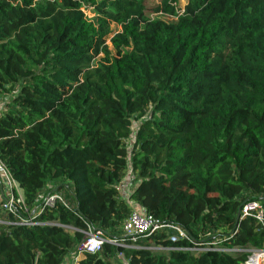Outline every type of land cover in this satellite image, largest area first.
<instances>
[{
	"label": "trees",
	"instance_id": "obj_1",
	"mask_svg": "<svg viewBox=\"0 0 264 264\" xmlns=\"http://www.w3.org/2000/svg\"><path fill=\"white\" fill-rule=\"evenodd\" d=\"M3 95L0 159L24 199L11 212L0 197V264H246L264 250V225L241 214L264 202V0H0ZM130 170V201L164 227L80 250L87 233L132 242Z\"/></svg>",
	"mask_w": 264,
	"mask_h": 264
},
{
	"label": "built area",
	"instance_id": "obj_2",
	"mask_svg": "<svg viewBox=\"0 0 264 264\" xmlns=\"http://www.w3.org/2000/svg\"><path fill=\"white\" fill-rule=\"evenodd\" d=\"M0 182L3 185L7 186L8 195L6 201L3 205V209L11 212H15V204L18 202H23V199L17 194V187L19 184L11 175L7 166L0 159ZM132 186L130 183H126L120 186V190L124 187ZM15 192L17 195H15ZM126 196V195H125ZM58 199H61V196L58 194H51L44 198L45 207H53ZM133 208V211L130 217L124 222L123 228L126 236H129L131 243L122 244L118 242H111L106 240L101 232L98 233H87V239L80 246V250H86L89 252H96L102 249V246L105 242L114 243L118 246L123 247H137L138 237L142 234L156 231L164 225H162L156 218L147 214L143 209L137 206V203L132 204L130 199L128 200ZM242 216H253L256 220L264 225V202L262 201H250L242 208ZM0 224H9L8 221L0 218ZM18 224H28V225H42L43 222L36 221H26L18 222ZM170 228L175 229L178 232V236L182 239H188L187 234L175 225H166ZM184 249V248H181ZM185 249L191 251H204L207 248H196V247H186ZM218 251H227L224 248H217ZM246 264H264V250H254L253 253L249 256Z\"/></svg>",
	"mask_w": 264,
	"mask_h": 264
},
{
	"label": "rangeland",
	"instance_id": "obj_3",
	"mask_svg": "<svg viewBox=\"0 0 264 264\" xmlns=\"http://www.w3.org/2000/svg\"><path fill=\"white\" fill-rule=\"evenodd\" d=\"M86 12H87V14H90L88 10H86ZM166 18H167V19H170L169 17H166ZM8 99H9V96H5V95H3L2 97H0V112H3V111H4ZM135 124L138 125V123H135ZM137 125H135L134 133H133L132 136H131V140L128 142L129 147H130V144L133 143V141H134V134H135V129H136V126H137ZM125 180H126L127 183H129V184L132 183L131 180H133V186H129V188L132 187V189L130 190V192L127 193L126 196H124L126 200H129V199H130V194H131V192H132V190H133V187H134V185H135V184H134L135 177H134L133 172H132L131 170L129 171V174H128V176L126 177ZM59 181H60V180H58V181L55 180V181H53L52 183H50L48 187L42 189L41 191H43V193H42L43 196L45 197V196H47L48 194H51V191H52L51 188H52L53 186L59 184V183H58ZM61 182H63V181H61ZM3 187L7 190V186H6V185H3ZM61 190H62V193L64 194L65 198L68 200V202H69V203H74V200H73L72 196L68 197V196L66 195V193H70V194L72 193V189H71V187H69V186H65V187L61 188ZM44 197H43V198H44ZM131 202H132V204H135V202H134L133 200H131ZM123 259H124V258H123ZM69 261H70L71 264H72V258H69ZM122 264H128V262L124 259V262H123Z\"/></svg>",
	"mask_w": 264,
	"mask_h": 264
},
{
	"label": "crops",
	"instance_id": "obj_4",
	"mask_svg": "<svg viewBox=\"0 0 264 264\" xmlns=\"http://www.w3.org/2000/svg\"><path fill=\"white\" fill-rule=\"evenodd\" d=\"M125 182L127 183V181L126 180H124V183L123 184H125ZM122 184V185H123ZM132 184V183H131ZM132 189V187H130V188H128L127 186H124L122 189H121V192L124 194V195H127V193L128 192H130V190ZM133 189H134V187H133ZM43 191H41L40 192V198H43L44 196H43ZM17 194H18V196L19 197H21L22 199H24V193H23V190L18 186L17 187ZM7 195H8V190H6L3 186H1V184H0V197L2 196L4 199H6V197H7ZM45 198V197H44ZM43 198V199H44Z\"/></svg>",
	"mask_w": 264,
	"mask_h": 264
},
{
	"label": "clouds",
	"instance_id": "obj_5",
	"mask_svg": "<svg viewBox=\"0 0 264 264\" xmlns=\"http://www.w3.org/2000/svg\"><path fill=\"white\" fill-rule=\"evenodd\" d=\"M242 211V210H241ZM242 214V213H241Z\"/></svg>",
	"mask_w": 264,
	"mask_h": 264
},
{
	"label": "water",
	"instance_id": "obj_6",
	"mask_svg": "<svg viewBox=\"0 0 264 264\" xmlns=\"http://www.w3.org/2000/svg\"><path fill=\"white\" fill-rule=\"evenodd\" d=\"M240 215V214H239Z\"/></svg>",
	"mask_w": 264,
	"mask_h": 264
}]
</instances>
